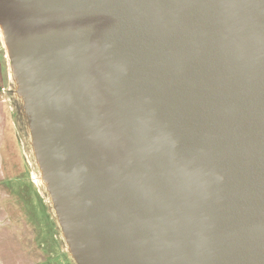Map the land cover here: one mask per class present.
Returning a JSON list of instances; mask_svg holds the SVG:
<instances>
[{"label": "water", "instance_id": "1", "mask_svg": "<svg viewBox=\"0 0 264 264\" xmlns=\"http://www.w3.org/2000/svg\"><path fill=\"white\" fill-rule=\"evenodd\" d=\"M79 264H264V0H0Z\"/></svg>", "mask_w": 264, "mask_h": 264}, {"label": "rangeland", "instance_id": "2", "mask_svg": "<svg viewBox=\"0 0 264 264\" xmlns=\"http://www.w3.org/2000/svg\"><path fill=\"white\" fill-rule=\"evenodd\" d=\"M0 28V264H79L38 158Z\"/></svg>", "mask_w": 264, "mask_h": 264}, {"label": "bare ground", "instance_id": "3", "mask_svg": "<svg viewBox=\"0 0 264 264\" xmlns=\"http://www.w3.org/2000/svg\"><path fill=\"white\" fill-rule=\"evenodd\" d=\"M2 22H1V19H0V28L2 30V35H3V42H4V45L5 47L7 48L8 50V46H9V39H7V36H6V33H5V28L3 29V26H2ZM13 72V70H12ZM14 74V73H13Z\"/></svg>", "mask_w": 264, "mask_h": 264}]
</instances>
